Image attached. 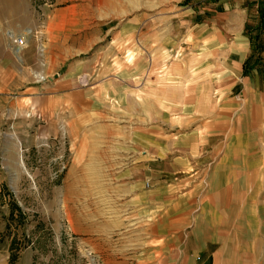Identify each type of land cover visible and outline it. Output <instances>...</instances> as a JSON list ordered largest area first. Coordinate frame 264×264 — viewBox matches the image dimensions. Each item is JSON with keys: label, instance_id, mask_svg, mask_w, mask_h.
<instances>
[{"label": "crops", "instance_id": "1", "mask_svg": "<svg viewBox=\"0 0 264 264\" xmlns=\"http://www.w3.org/2000/svg\"><path fill=\"white\" fill-rule=\"evenodd\" d=\"M173 16L178 30L165 38V64L156 58L131 72L139 81L112 76L88 90L60 81L44 96L42 86L16 90L23 49L16 53L12 38L29 31L32 15L23 26L15 12L0 16V156L29 106L30 115L39 110L42 140L64 136L60 124L71 114L73 144L84 146L79 121L98 97L124 105L131 98L136 127L131 139L122 132L118 176L128 186L123 197L148 220L144 264H264V65H244L248 8L242 0H183ZM129 152L140 156L131 168Z\"/></svg>", "mask_w": 264, "mask_h": 264}, {"label": "rangeland", "instance_id": "2", "mask_svg": "<svg viewBox=\"0 0 264 264\" xmlns=\"http://www.w3.org/2000/svg\"><path fill=\"white\" fill-rule=\"evenodd\" d=\"M242 1L248 8L247 25L252 27L258 0ZM182 2L0 0V16L8 18L15 12L18 26L32 15L29 31L12 38L28 36L21 54L16 48L17 92L21 86H42L44 96L60 81H70L72 89L88 90L103 86L112 76L139 81L136 74L131 79V72L149 67L156 58L157 64H165L162 49L170 45L165 38L178 30L173 15ZM104 91L97 88L96 93ZM135 107L131 98L124 105L119 98L98 97L79 121L87 133L82 137L85 147L73 144L71 114L60 124L64 136L42 140L39 110L31 115L30 109L20 111L23 118L16 120L20 136L4 144L0 156V264H9L10 258L14 264L147 261L148 220L138 215L136 202L123 197L128 186L123 189L118 176L124 167L120 146L128 140H122V132L130 138L136 127ZM24 132L30 133L26 140ZM139 157V152H129L130 168Z\"/></svg>", "mask_w": 264, "mask_h": 264}, {"label": "trees", "instance_id": "3", "mask_svg": "<svg viewBox=\"0 0 264 264\" xmlns=\"http://www.w3.org/2000/svg\"><path fill=\"white\" fill-rule=\"evenodd\" d=\"M254 19L255 24L252 27L248 24L245 28L246 35L250 41L251 54L244 65L248 63H251L252 66L257 64L264 65V0H258ZM13 248L10 247V250H13ZM9 264H14L11 258L9 259Z\"/></svg>", "mask_w": 264, "mask_h": 264}, {"label": "built area", "instance_id": "4", "mask_svg": "<svg viewBox=\"0 0 264 264\" xmlns=\"http://www.w3.org/2000/svg\"><path fill=\"white\" fill-rule=\"evenodd\" d=\"M13 43L16 47H23L25 44V37L23 38V36H18L15 38V40H13Z\"/></svg>", "mask_w": 264, "mask_h": 264}, {"label": "bare ground", "instance_id": "5", "mask_svg": "<svg viewBox=\"0 0 264 264\" xmlns=\"http://www.w3.org/2000/svg\"><path fill=\"white\" fill-rule=\"evenodd\" d=\"M16 38V37H15ZM25 41H26V39H25ZM16 48H18V50L17 51H20V49H21V47H16Z\"/></svg>", "mask_w": 264, "mask_h": 264}]
</instances>
